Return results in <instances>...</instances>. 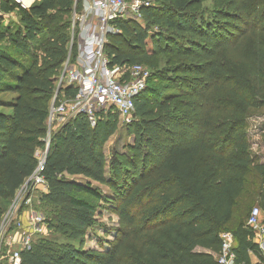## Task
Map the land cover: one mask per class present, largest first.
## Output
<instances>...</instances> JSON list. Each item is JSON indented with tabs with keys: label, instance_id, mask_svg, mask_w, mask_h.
<instances>
[{
	"label": "trees",
	"instance_id": "16d2710c",
	"mask_svg": "<svg viewBox=\"0 0 264 264\" xmlns=\"http://www.w3.org/2000/svg\"><path fill=\"white\" fill-rule=\"evenodd\" d=\"M153 1L143 16L159 26L157 33L149 34L148 26L132 20H117L120 32L109 35L104 46L109 65H146L149 81L166 71L152 68L159 52L175 61L170 64L174 78L161 74L166 84L159 78L162 87L147 85L135 99L127 126L134 137L132 165L141 176L114 190L113 204L119 201L116 211L127 234L106 251L31 243L21 251L20 264H219L223 232L233 234L235 264H251L250 253L259 254L255 230L246 219L252 207L264 208V162L251 152L245 128L249 109L264 107V26L257 22L264 9L258 19L255 10L264 0H233L234 16L216 12L248 17L241 38L230 32L240 26L229 20L215 26L205 22L195 8L199 0ZM73 5L74 0H35L25 9L0 0V42L11 40L15 50L0 48V93H14L10 100L0 99V226L36 168L37 152L45 148L61 66L78 51L76 38L70 42ZM12 12L19 28L9 34L1 16ZM147 39L151 53L144 50ZM178 85L180 95L173 91ZM196 88L199 100L191 102ZM218 91L223 95L217 99ZM75 92L72 86L60 88L57 101ZM182 107L199 110L181 113ZM117 119L114 110H103L95 125L78 115L51 131L41 172L47 190L38 193L40 209L54 210L45 220L50 230L81 238L95 224L99 203L109 201L92 183L114 185L105 175L103 145ZM113 176L117 180L118 169ZM245 192L256 205L240 215ZM15 228L16 223L9 226ZM128 233L138 252L127 258L121 253Z\"/></svg>",
	"mask_w": 264,
	"mask_h": 264
},
{
	"label": "built area",
	"instance_id": "2783aa9c",
	"mask_svg": "<svg viewBox=\"0 0 264 264\" xmlns=\"http://www.w3.org/2000/svg\"><path fill=\"white\" fill-rule=\"evenodd\" d=\"M22 8H28L34 0H12ZM153 0H83L81 7L73 10L74 23L71 33V43L76 38L78 51L75 58L70 55L61 66L55 81V95L49 109L48 134L43 150L37 152L38 163L33 173L18 189L12 203L4 215V221L14 215V220L22 212L28 218L22 224L20 218L15 222L23 233L19 239L13 235H4V227L0 226V245L5 242L10 246L5 264H20L21 251L29 248L32 236L45 227L42 213L34 210L39 203L38 193L47 190L46 182L41 172L48 148L50 128L49 123L56 129L78 115L87 117L95 125L99 113L105 109H112L117 115L130 122L134 114L135 99L147 87L151 71L142 64L109 65L104 46L110 34L119 33L115 22L117 20H132L138 22L143 11L153 5ZM77 23V26H76ZM77 32V37L75 35ZM72 86L76 89L73 97H63L57 101L60 88ZM259 206L251 208L246 219V225L253 230L264 232V225L260 221ZM3 222V221H2ZM222 245L217 262L219 264H235L233 252V234H221ZM15 240H18L16 243ZM15 244L17 245L15 247ZM1 257V253H0Z\"/></svg>",
	"mask_w": 264,
	"mask_h": 264
},
{
	"label": "rangeland",
	"instance_id": "374dc122",
	"mask_svg": "<svg viewBox=\"0 0 264 264\" xmlns=\"http://www.w3.org/2000/svg\"><path fill=\"white\" fill-rule=\"evenodd\" d=\"M35 1V0H34ZM81 3H83V0H74V5L72 9V14L69 17L70 20V30L72 33V27L74 23V18H73V10L74 8L78 10V8L81 7ZM154 4V2H153ZM259 6L255 8L256 11H258L257 14V19L259 16H262L260 12L263 11L264 9V3H257ZM155 5V4H154ZM78 6V8H77ZM196 10H199L197 12L203 14V18L205 22H210L213 26L217 24L220 21H225L229 20L232 22L233 25L240 26L236 27L233 30H230L232 32L233 36L235 38H241V35L247 30L246 27V21L248 20V17H242V18H235V17H225L222 14L232 15L233 12L238 11L236 4L234 5L233 0H199V3L195 5ZM221 11L223 12L221 15L217 14L216 12ZM237 13V12H235ZM4 21L2 22V27H8L9 28V34L15 32L19 28V19L16 15V13L12 12L9 14H6L5 16H1ZM242 20V21H240ZM259 27L264 26V17H261L259 20H257ZM141 28L148 26L147 32L151 35L157 33L159 30V26L153 23H148L147 19L142 16L139 21L137 22ZM77 26V23H76ZM2 30V29H0ZM120 32V30H119ZM75 35L77 37V32H75ZM112 35V34H110ZM251 36H248V39H251ZM151 41L149 39L146 40L145 48L144 50L151 53L152 52V47H151ZM0 48L1 49H6L7 51L15 54L14 47L12 46L11 40H3L0 42ZM170 53L166 52H159L158 53V60H155V67H152L155 72L156 70H166L164 73H159V77L153 78L149 81H147V89L151 87H162L163 84L162 82L166 84L165 77L167 76L168 78H174V73L172 72V68H170V64L175 63L173 59L170 58ZM147 67L146 65H144ZM148 68V67H147ZM171 69V71H167L168 69ZM152 69V70H153ZM169 69V70H170ZM153 70V72H154ZM162 75H165V77H160ZM159 78H162L163 81ZM179 82H176L177 84ZM179 85L173 90L176 92L175 94L180 95L181 92L179 91ZM198 91L199 89L196 88L195 91H192V95L189 97L191 102H194L196 100H199L198 97ZM172 92V91H169ZM162 94H166L163 90H161ZM55 95V94H54ZM53 95V96H54ZM215 97L218 99L223 95L222 91H218L217 93L214 94ZM14 96V93L11 92H2L0 93V99L3 100H10ZM182 99L183 97H178ZM53 100V98H52ZM51 100V103H52ZM176 100V99H175ZM186 102V100L184 101ZM51 105V104H50ZM199 110V107H182L181 113L184 112L185 110L189 112L190 110ZM107 110L110 109H105L104 113L107 112ZM160 112H165L160 110ZM220 119V115L218 116ZM132 120V119H131ZM247 125H246V132L248 134V140L250 142V150L255 156L258 158V160L264 162V137H262V134L264 133V107L260 109H254L251 108L247 112V117H246ZM131 122V121H130ZM130 122H127L125 119L122 117L118 116L117 119V128L115 132L108 138V140L105 142L103 145V153L105 157V175L108 180H112L114 185L108 186V185H102L96 182L92 183L93 187H98L102 193L109 197V201H102L98 205L97 213L95 216V224L88 228L86 233L84 234L83 237L81 238H73L68 235L59 233V232H54L53 230H50L47 225L43 227L39 232H35L32 236V242L31 243H38L42 242L45 243L48 247H55V246H75V247H81L84 250L88 249H94L98 251H106L114 246V244L122 239L123 233L127 234L128 228L123 225V223L120 221V217L118 212L116 211V205L119 201H116L115 204V196L114 190H118L122 188L123 186H130L131 183L133 182L132 180L134 179V176H136L135 169L133 167V158H132V152L130 149V146L134 142V137L133 134L128 132L127 126ZM48 124V122H47ZM57 127V126H56ZM56 127L49 123V128L50 131L55 130ZM153 163L151 160L148 164V166ZM118 169L119 177L117 180L114 179L113 173L114 170ZM146 172V170H145ZM142 174V173H141ZM141 177L140 172L137 173L136 178ZM135 178V179H136ZM76 180L78 181H84V179H81L79 177H75ZM134 179V180H135ZM145 193V198H146ZM142 197V196H141ZM253 201L251 200L250 194L248 192H245L243 194V197L239 201L238 205V212L240 215L246 214L252 205ZM43 207V206H42ZM40 209V203L35 204L34 210H37V212L42 213V216L46 220L47 217H51V214L54 210L50 208L49 206H44V208ZM42 210V211H41ZM21 216V215H20ZM20 216H17L18 218H21ZM14 215L11 216L4 221V216H3V222L2 226L4 227V235H13L12 231L9 230V226L12 225V223H15L17 221L14 220ZM23 230L18 232V235L16 236V239H19L20 236H22ZM131 234L128 233V237L125 240V251L121 253L122 256H126L127 258L137 254V247L130 236ZM140 236V234H139ZM10 252V246H7L5 242H2L0 245V264H5L6 262V255Z\"/></svg>",
	"mask_w": 264,
	"mask_h": 264
},
{
	"label": "crops",
	"instance_id": "0c3cea01",
	"mask_svg": "<svg viewBox=\"0 0 264 264\" xmlns=\"http://www.w3.org/2000/svg\"><path fill=\"white\" fill-rule=\"evenodd\" d=\"M3 21H4V19H3ZM71 178H73V177H71ZM260 209H261L260 221L264 225V208H260ZM20 217H21L20 220H21L22 224H25L27 222V218H28L27 213L25 214L24 212H22ZM21 230H22V228H15L12 230V234L15 237V239H16V236L18 235V232ZM15 241H16V243L18 242V240H15ZM254 241L258 244L260 252L258 255L254 254V253H250L251 264H264V232H260V231L256 230ZM16 246L17 245L15 244V247Z\"/></svg>",
	"mask_w": 264,
	"mask_h": 264
},
{
	"label": "water",
	"instance_id": "95a60500",
	"mask_svg": "<svg viewBox=\"0 0 264 264\" xmlns=\"http://www.w3.org/2000/svg\"><path fill=\"white\" fill-rule=\"evenodd\" d=\"M134 115V114H133Z\"/></svg>",
	"mask_w": 264,
	"mask_h": 264
}]
</instances>
